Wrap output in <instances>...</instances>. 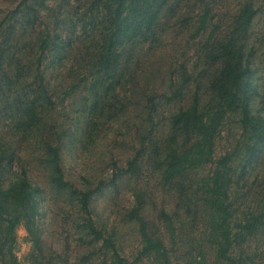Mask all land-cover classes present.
Here are the masks:
<instances>
[{
  "label": "rangeland",
  "instance_id": "rangeland-1",
  "mask_svg": "<svg viewBox=\"0 0 264 264\" xmlns=\"http://www.w3.org/2000/svg\"><path fill=\"white\" fill-rule=\"evenodd\" d=\"M109 1L115 10L116 0H0V176L6 183L24 173L38 188L40 247L19 236V225L17 264H118L103 240L87 231L80 190H90L96 228L129 264H226L214 250L218 227L233 232L264 211V139L245 131L241 109L233 108L221 119L212 162L172 183L163 180L162 170L168 150L182 144L174 115L195 99L199 111L218 109L212 82L222 60L214 54L233 36L236 16L248 4L257 12L239 36L249 63L246 102L264 131V0L157 3L148 13L152 28L125 43L115 73L96 60L114 18L104 5ZM27 5L40 10L35 20L23 17ZM207 10V26L200 28ZM44 28L65 37L60 51L39 48ZM177 89L180 95L167 99ZM50 147L58 151L64 186L53 180ZM228 153V209L217 213L207 202L209 178ZM134 156L137 169L126 171ZM139 201L140 216L164 242L169 263L153 256L133 261L142 247L133 213ZM162 211L173 217L174 236ZM237 243L232 254L243 264H264V217Z\"/></svg>",
  "mask_w": 264,
  "mask_h": 264
},
{
  "label": "trees",
  "instance_id": "trees-1",
  "mask_svg": "<svg viewBox=\"0 0 264 264\" xmlns=\"http://www.w3.org/2000/svg\"><path fill=\"white\" fill-rule=\"evenodd\" d=\"M163 5L167 0H116V8L113 10L109 1L105 4L109 9L110 17L113 15L111 25L101 36L102 43L97 53V63L105 72L119 71L122 62V49L125 43H130L133 39L146 36L148 30L152 28L155 19L148 14L155 4ZM39 9L35 5H27L23 17L36 19ZM257 10L252 5L244 6L236 16L234 21L233 36L220 44L214 54L217 59L222 60V66L217 76H215L212 87L216 93L215 98L219 103L218 109L210 112L198 110L196 99L190 107L180 109L174 115L173 126L177 129L182 144L179 148L172 147L165 157V166L162 170V178L167 183H172L186 175L188 171L200 165L213 161V150L215 138L219 130L221 119L226 111L233 108H240L242 111V122L245 131L251 130V135L257 140L264 139V131L259 128L260 119L249 114L247 106V92L245 86L248 85L249 63L244 58L243 46L240 35L245 34L250 26L252 18ZM208 10L200 19V28L207 26ZM33 20V22H34ZM44 28L40 31V46L43 52L60 51L65 46V37L57 30ZM235 35V36H234ZM4 50L0 48V68L3 63ZM40 63V58H38ZM180 95L177 89L167 99L171 100ZM53 180L59 186H64L62 170L59 165V154L55 147L49 150ZM231 154L228 153L216 161V166L209 178L210 194L207 197L208 204H212L217 213L227 211L225 202L228 199V189L232 181L231 167L229 162ZM1 164V162H0ZM126 171L135 172L137 169V156H134L127 163ZM1 170V168H0ZM9 182L4 183L0 176V264H17L13 254V244L16 238V229L23 225L27 231L28 240L35 247H40V234L36 225L37 202L36 194L38 188L34 186L24 173L14 174ZM182 183V181H181ZM179 186V185H178ZM180 191L182 187L179 186ZM81 208L87 214L86 229L95 239H102L103 245L113 251V263L129 264L120 257L115 249L113 241L104 237L102 232L96 228L89 211L90 190L77 191ZM140 201L133 209V213L139 223V232L142 240V247L133 261H140L144 257H162L169 263V257L164 242L157 236L148 232V221L140 216ZM161 220L168 234L174 236L173 217L162 211ZM264 211L248 219L243 225L233 230L225 229L223 225L218 227V240L214 244L216 256L226 261V264H243L242 259L232 254V250L239 242V237L243 231L247 235L257 230V225L262 221Z\"/></svg>",
  "mask_w": 264,
  "mask_h": 264
},
{
  "label": "clouds",
  "instance_id": "clouds-1",
  "mask_svg": "<svg viewBox=\"0 0 264 264\" xmlns=\"http://www.w3.org/2000/svg\"><path fill=\"white\" fill-rule=\"evenodd\" d=\"M18 234L20 237H25L28 235L27 231L25 230L24 226L21 225L18 229ZM27 246H25V249H26Z\"/></svg>",
  "mask_w": 264,
  "mask_h": 264
}]
</instances>
